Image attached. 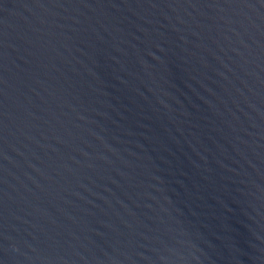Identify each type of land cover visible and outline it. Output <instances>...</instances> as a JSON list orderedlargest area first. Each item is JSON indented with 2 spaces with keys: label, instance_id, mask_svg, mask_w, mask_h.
I'll return each mask as SVG.
<instances>
[{
  "label": "water",
  "instance_id": "obj_1",
  "mask_svg": "<svg viewBox=\"0 0 264 264\" xmlns=\"http://www.w3.org/2000/svg\"><path fill=\"white\" fill-rule=\"evenodd\" d=\"M0 264H264V0H0Z\"/></svg>",
  "mask_w": 264,
  "mask_h": 264
}]
</instances>
